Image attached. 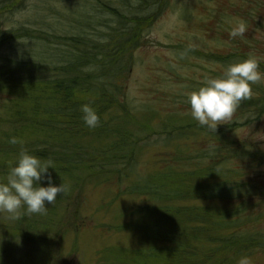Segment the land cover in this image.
I'll use <instances>...</instances> for the list:
<instances>
[{
    "label": "rangeland",
    "instance_id": "374dc122",
    "mask_svg": "<svg viewBox=\"0 0 264 264\" xmlns=\"http://www.w3.org/2000/svg\"><path fill=\"white\" fill-rule=\"evenodd\" d=\"M106 1L29 0L31 5L39 6L45 13L49 25L60 27L63 30L60 34L45 31L43 36L49 39H106L109 32L105 26H109L120 29L122 38L140 42V49L136 50L133 75L128 82L127 98L130 102L127 104L132 112L126 116L131 121V129L135 127L136 131V126L139 128L143 146L135 155L136 164L135 157H120L119 155L113 159L118 162V166L114 169L117 172H126L123 168L126 169L133 165L130 169L134 171L131 177L135 179V182L144 179L141 174L151 173V175L159 176L163 175L162 171L167 170L168 176L164 186L171 189L173 179L181 178L180 176L173 178L174 172H181L183 168L194 174L199 161L194 157H200L203 162L207 161L208 151L203 148L207 146L211 129H198L202 125L192 117L190 105L186 102V94L193 88L194 90L198 89L206 77H220L219 73H223L230 63L247 59L250 54L259 61L260 71L264 72V0H173L174 7L167 8L148 35L145 28L151 21L141 24L139 35H137V38L140 37V39H135L133 29L135 23L126 25L122 21L123 14L118 10L124 8V3L121 0H109L112 3H117L114 7H110L107 6ZM62 6L66 7L63 14H71L75 9L87 10L89 23L93 25L87 30V38L80 27L84 26L83 23L77 22L75 19L73 24L80 28L66 27L64 22L71 21L72 15H70L71 20L67 19L59 10L52 8H61ZM254 6H259V9H255ZM134 8L131 6L127 9L128 19L126 20L129 22L135 18ZM34 13L32 7L20 9L18 15L16 10L11 11L0 7L1 19L8 20V25L4 27L7 30L6 33L12 32L18 39H23L24 34L31 37L33 35L41 36L31 22L18 25L19 18H35L36 14ZM96 19H99L105 26L96 24ZM230 19L246 22L247 29L243 36L236 38L230 36L232 27V24L228 23ZM30 21H34V19ZM12 29L15 32L19 30L20 34L13 32ZM89 32L94 33L93 36L89 37ZM145 39L148 40V43L144 46ZM134 43L135 41L128 43L127 46L130 47ZM131 51L133 50L111 51L112 57L101 62L97 61V67L100 65L104 70H108L114 64V60L119 66L120 58ZM114 55L117 56L115 59ZM224 59L227 62H224ZM94 69L95 67L92 68V70ZM116 75L117 73L114 72L110 77ZM71 78L72 84L69 88L76 83L81 84L79 79L74 76ZM99 85L100 88L92 93L91 100L81 103L79 107L70 111L66 118L60 121L56 127L57 130L65 131L63 124L68 122L69 117L81 111L82 105H89L96 102L97 99H101L102 94L111 101L113 96L109 94L106 84L102 82ZM252 88L251 99H254L255 106L253 107V103L250 102L251 99L242 101L233 118L236 121L237 129L231 133L223 131L221 142L227 145V148L223 149L220 146L217 152L224 156V159L222 158L223 160L219 163L220 172L234 178L236 174L231 171V168L236 169L239 161L235 158V152L243 151L242 159L247 161L248 171H254L261 177L259 185L258 183L246 185L243 204H239L240 199H232L230 209L233 210L235 206H238L243 209L245 218L253 219L252 223H244L239 229V234L249 233L248 228L253 233L256 231L260 234L258 237L261 243L256 245L247 258L249 264H264V79L253 84ZM75 94H78L77 91ZM7 96V94L0 95V100L5 101ZM0 103L2 102L0 101ZM179 122L184 125L183 127H189V131L180 130L177 132V130H173L168 137V130H164L165 125L171 123L177 129ZM233 123L230 122V124ZM80 126L78 125V127ZM162 127L164 132H160ZM218 129L221 130L217 126L216 130ZM216 130H213L214 138L211 142L213 149L217 144ZM71 133L77 134L73 131ZM132 139L133 136L130 138V142ZM234 139L238 141L235 146ZM235 147L238 150L234 152ZM39 148L45 155L55 156L45 151L43 146ZM127 149L128 146L126 151ZM179 149L186 150L189 157L183 156V153L180 155ZM253 151L257 154H253ZM15 154L19 156L20 153L15 152ZM51 159L54 161L56 158ZM4 167H8L7 163L0 162V169ZM104 176H109L111 179L95 186H86L79 203L68 199L61 209L57 207L55 215L58 218L56 222L50 224L52 227L50 229L47 228V218L50 213L54 212L53 207L57 206V201L46 205V214H29L26 212V206L20 209L18 219H12L9 214L0 212V227L3 229V235L0 233V250L8 246L13 248L11 264H111V253L109 252L116 253V251L127 254L125 259L123 258V263L116 262V264H135V247L143 240L135 231L124 229L130 228L128 223L130 224V219L134 218V212L141 204L142 198L136 193H129V189L125 187L131 181L130 177H123L124 182L120 187L118 176L111 174ZM259 186L261 188L258 192L263 198L255 205L249 194L254 193V188ZM119 187L122 192L116 195ZM110 202L111 204L108 205ZM208 202L191 199L184 201L185 204L217 205L218 210L224 208L221 199H216L212 203ZM26 221H29L28 225ZM48 222H52V218L48 219ZM39 223L41 230L34 232V229L39 227ZM115 225H119L118 229H108L109 226ZM18 226L22 230H18ZM120 226L124 228H120ZM47 233L52 236H46ZM4 238L10 239L11 242L2 246ZM54 238L56 240L50 243L48 257H42L40 254L46 246L45 243L40 242ZM251 244L252 241H250V247ZM125 248L126 250L123 251ZM21 249L27 252L22 261L16 255L17 251ZM233 252L229 251L225 254L226 262L224 264H238L241 258ZM62 259H66L65 262H62Z\"/></svg>",
    "mask_w": 264,
    "mask_h": 264
},
{
    "label": "trees",
    "instance_id": "16d2710c",
    "mask_svg": "<svg viewBox=\"0 0 264 264\" xmlns=\"http://www.w3.org/2000/svg\"><path fill=\"white\" fill-rule=\"evenodd\" d=\"M28 0H0V7L2 9H8V10H18L22 6L26 5ZM37 17L35 18H29L30 20L34 21H28L27 19H23L18 25H25L29 22L33 25L35 29H37L36 26H40V11L37 13ZM5 22V19L2 20L0 17V38H6L5 40L8 42V45L11 46L12 41L15 42L13 45L14 48L10 47L12 55L4 56L0 53V95L7 94V98L5 101L0 100L4 106L3 110H5V114L7 117L10 118V121L12 123H15L13 119L14 112L17 108L18 102H23L31 105L35 110L40 109L39 111L45 110L46 105L43 101H39L38 97H41L39 95V92L42 91V88H44L46 85L38 83L39 81L35 80L37 77H35V71L32 68V65L34 64L33 60V52H37V56H43L44 59L47 61L46 68L48 70H52L51 68L52 63L56 60L55 51L51 52L49 50H36L35 44L36 40L34 37H31L30 35H25L23 39H13L15 36L14 33L9 32L6 33L7 30L3 27ZM47 21H44V26L47 28L50 32H55L57 27H53L49 25V23H46ZM13 32H15L12 29ZM38 31V29H37ZM19 33V30L17 31ZM15 32V33H17ZM16 37V36H15ZM2 39H0L1 41ZM65 43L61 45L58 49V55L64 57V54L73 59L81 58L82 56H88L90 60L96 64L95 62L98 61V56L92 55V54H84L82 53L83 50L82 47H86L87 43L82 42L81 45H79L78 51L75 49L76 45H73L72 42H76L75 39H64ZM8 46V47H9ZM55 48V47H54ZM37 56H35L37 58ZM31 57V58H30ZM30 58V59H28ZM51 64V65H50ZM71 68V66H68ZM83 69H70L69 72L72 76L66 78L57 80L52 77H48V79L52 80V82H56L60 84L58 87H53L54 90H58L54 97H60L63 100V104L68 100L69 93L72 94L75 91L78 92L79 96L83 97V99L87 102L91 100L89 96H86L85 92L88 91V93L92 94L95 91L99 89L96 85H93V82L95 83L99 79L95 78V80H87L84 75H87L85 73L82 74ZM73 74H81L80 76L73 75ZM78 77L80 79H83V83L78 85H72L71 90L68 93L66 90H64L65 87L70 86L72 84V78L71 77ZM98 76H104V74L100 73ZM36 82V83H35ZM81 90V91H80ZM2 92V93H1ZM68 93V94H67ZM75 98V97H74ZM48 101V98H46ZM76 99V98H75ZM250 102H254V100H250ZM62 104V106H63ZM61 107V106H60ZM21 113V112H20ZM65 112L63 109H60L59 113L55 114V127L51 130L42 128L39 132L41 134V137L38 140L37 148L33 151L36 152L38 150H41L39 147L43 145V142H45V138L49 137L53 132L57 131L58 122L56 117H65ZM2 115V113H1ZM68 115V114H67ZM37 115L32 116V119L35 118ZM17 120H22L27 118L28 116L24 114H16ZM178 128H181V126H178ZM19 141H23L22 135L18 133L16 135ZM10 136H7L3 134L2 137V143L5 145H8ZM128 149L127 151L129 150ZM122 146H118V144H114L112 147H108L106 151H104V155L110 156L113 158H116L119 153V149H121ZM218 150V149H216ZM42 151V150H41ZM125 147L122 148V151H120V154H127L125 152ZM253 154H257L255 151L252 152ZM56 158V156H53ZM212 157L214 158V164H211L207 166L203 171H201L199 174H204L208 176L209 179L213 180L215 178V173L213 169L217 168V164L219 161L214 157V154H212ZM223 158V157H222ZM46 161L48 160L46 157L43 158ZM56 161V159H55ZM52 163V161H51ZM53 164V163H52ZM243 164L239 165L235 171L238 178L242 179L244 176V169ZM50 169V168H49ZM180 171H176L173 173V178L180 176ZM205 183L207 187V192L205 193H196L194 195V198H204L206 200H214L217 198H223V192L224 190H227V185L224 183ZM137 185L145 186L146 182H136ZM160 184H165V180L160 182ZM172 187L170 191L167 192H156V197L159 198H168L172 201L171 204H145L141 206L137 211L136 214L141 213H148L149 209L157 208L158 206L166 209L165 212H154L151 214L150 217V224L157 229L158 231H161L162 234L157 235L155 234L150 227L142 222H140L138 219H135V229H138L139 232L143 235L145 243L147 244L139 246L135 249V264H151L150 258L155 255L163 256L170 259V264H224L226 262L225 254L229 253V251H234L233 254L236 256L247 252L251 247L249 246L250 241H252V244H254L252 240V236L249 234H239V229L242 227L241 223H238L237 221L230 222L228 218L225 216H222L220 218L214 217V207L209 206H197V205H183V204H176L175 201H181L185 200L187 198H190L189 188L185 185L183 180L180 179H173ZM157 186V185H156ZM148 187V194H151L152 187ZM243 185L240 183L237 186V193L236 197L238 198L239 192H241ZM226 213V212H225ZM135 214V217H136ZM188 215V216H185ZM198 215H208L210 216V220L205 225L204 229L198 231L194 229L193 222L196 221ZM192 218V219H191ZM144 224V225H143ZM176 232L178 234L179 241H175L176 238ZM220 240L221 243L212 242L210 243V239ZM251 244V245H252ZM253 246V245H252Z\"/></svg>",
    "mask_w": 264,
    "mask_h": 264
},
{
    "label": "clouds",
    "instance_id": "9594fccd",
    "mask_svg": "<svg viewBox=\"0 0 264 264\" xmlns=\"http://www.w3.org/2000/svg\"><path fill=\"white\" fill-rule=\"evenodd\" d=\"M232 24L230 36H243L247 29L244 20H229ZM264 79L259 61L251 54L247 59L230 64L222 76L206 77L196 90L187 93L186 102L190 105L192 117L200 125L216 130L218 124L232 118L242 101L251 99L252 85ZM82 119L89 128L99 124L97 112L88 104L81 106ZM21 141L16 136L11 144ZM49 168H55L51 161L43 162L38 156L22 151L10 166L3 180H0V212L7 213L12 219L20 217V209L26 206L29 214H46L47 204L56 201L58 194H65L67 186L62 182L54 183ZM47 181V186L42 182ZM238 264H249L247 257H241Z\"/></svg>",
    "mask_w": 264,
    "mask_h": 264
},
{
    "label": "bare ground",
    "instance_id": "6f19581e",
    "mask_svg": "<svg viewBox=\"0 0 264 264\" xmlns=\"http://www.w3.org/2000/svg\"><path fill=\"white\" fill-rule=\"evenodd\" d=\"M154 25H155V20L151 21L147 25V27L145 28L147 35L150 33V30L152 29V27ZM17 34L19 35L20 32L19 33L17 32ZM0 39H2L0 41V53L3 54L4 56L9 57L10 55H12V53H11L10 47H8L9 46L8 42L5 40L6 38H4V37L0 38ZM35 39H37L38 42L40 44H42L39 41V38L35 37ZM145 40H147V39H145ZM47 46H48L49 51L54 52V47H52L50 45H47ZM33 63L34 64L32 65V68L35 71V75H36L35 77L40 78L41 83H43V81L45 79H48V77H52V76H53V78H55L57 80L66 79V78L71 76V73L69 71H66L63 68V66L62 67L61 66L54 67L52 70H48L45 66L47 61L44 59L43 56L35 58ZM82 63H84V62H82ZM90 65H92L90 62L85 63L83 70H82V74H84L86 72L87 67ZM84 76L88 80L89 75L87 74ZM107 101H110V100L107 99ZM113 101H114V98H111L110 102H113ZM62 104H63V100L60 97H51L49 103L45 107L46 109L45 110L43 109V111H39L40 109L34 110L31 107L27 108V111L32 112L37 116L35 118H33L32 120L24 119L22 121V126L19 129V133L22 135L23 141H21L17 144L8 143V145H5L2 143L3 132L1 129L5 126L6 123L0 119V153H2L3 155L10 156L13 153L12 151L19 152L21 147L27 145L32 139H34L36 136H38L40 130L50 123V121L52 119L53 111L56 110L57 108H59L60 106H62ZM100 104H101V101L98 100L96 102L94 101L89 106L92 107L95 111H98L101 108ZM82 116H83L82 111L73 114L68 119V123L66 125H63V128L66 129V131H74V132L79 131L81 128L86 126L84 120L82 119ZM98 117L100 119L102 117V114L99 113ZM78 125H81V126L78 127ZM129 125L131 126V124H129ZM220 128H222L223 130H226V131H236L237 126L235 125L233 127L232 125H230V123L228 121H225L224 124L220 125ZM222 129L216 130L218 135L221 134ZM161 130H163V127ZM182 130H184V131L188 130L189 131V128L183 127ZM160 132H162V131H160ZM142 144H143L142 140L134 137L131 144L129 145L130 146L129 150H128L129 156L135 155L137 153V151H139V149H141V147L143 146ZM43 148L45 151L56 156V167H55V170L51 173L53 180H54V183L56 185H58L60 182H64L67 184H74V183H77L79 181V175H80V173H82L85 170V167H86V161L80 155L66 154L61 149H58V147L55 146L54 144L46 143V142H43ZM203 149L205 151H208V153L220 154V152H217L218 150H216L215 148L213 149V146L210 142H208L207 146ZM178 152L180 153V155H182V153H183V156L189 157L188 156L189 153L186 152V150L179 149ZM184 152H186V153H184ZM85 154L87 155V157L91 156L94 154V150L87 148ZM238 154L241 155V153H239V152H238ZM194 159L200 160V157H194ZM104 164H105V166L103 168H104V170H107V171L114 170V168L118 166V162L115 160H107ZM132 166H130V167H132ZM130 167H127L126 169L123 168V170H126L125 174L127 176L131 177V175L134 174L133 173L134 171H133V169H130ZM200 168H201V166H200ZM213 171L219 177V179L222 183H224L228 186H235L236 185V181L231 175H228L226 173L224 174V173L220 172L217 168L213 169ZM162 172H163V175H159V176H155L154 174L151 175V173H149V174H141L140 173V174L142 175V178H144V180L148 186L154 187L167 178V176H168L167 170L162 171ZM179 175L181 177L180 180H183L185 185L189 188V193H190V196L192 198L194 197V195L196 193L207 192V187L205 185L204 179L199 174H196V173L193 174L192 172H189V170H187V169L185 170L182 168V171L180 172ZM4 177L5 176L0 174V180H3ZM44 186H47V181L45 182ZM131 193L137 194L138 189L133 188L131 190ZM58 201L63 202V201H65V198L61 197L58 199ZM214 208L218 209V206L214 205ZM239 210H240V208H238V206H235L233 208V213H236V212L238 213ZM165 211H166V209L158 206L157 208L149 209L148 213L136 214V219H138L140 222L148 225L150 227V229H152V231L155 234L160 235V234H162V232L158 231L157 229H155L150 224V217H151V214L154 212H165ZM185 216H188V215H185ZM209 220H210V216H208V215H198L196 221L193 222L194 229L198 230V231L204 229L205 225H207ZM26 224H28V221H26ZM17 229L22 230L19 226L17 227ZM124 230L134 231V229H132V228H126ZM138 231H139L138 229H135L136 234L138 233ZM178 237L179 236L176 232L175 241L180 240ZM209 241H210V243H212V242L221 243L220 240H215L213 238L210 239ZM48 254H49V250L47 248H45L41 252L40 255L44 258H47ZM125 255H127V254L124 252H118L117 257L119 259L123 260V258L125 259ZM12 256H13V248H11L9 246L1 248V250H0V264H11V261L13 258ZM170 262L171 261L169 258L159 256V255H155V256H152V258H150L151 264H170Z\"/></svg>",
    "mask_w": 264,
    "mask_h": 264
}]
</instances>
